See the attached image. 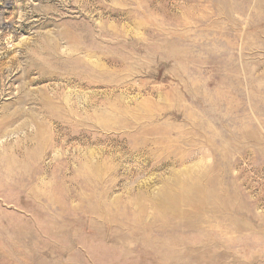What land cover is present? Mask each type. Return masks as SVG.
<instances>
[{"label": "rangeland", "instance_id": "1", "mask_svg": "<svg viewBox=\"0 0 264 264\" xmlns=\"http://www.w3.org/2000/svg\"><path fill=\"white\" fill-rule=\"evenodd\" d=\"M0 264H264V0H0Z\"/></svg>", "mask_w": 264, "mask_h": 264}, {"label": "bare ground", "instance_id": "2", "mask_svg": "<svg viewBox=\"0 0 264 264\" xmlns=\"http://www.w3.org/2000/svg\"><path fill=\"white\" fill-rule=\"evenodd\" d=\"M41 81V80H40ZM36 82V81H35ZM41 83V82H40Z\"/></svg>", "mask_w": 264, "mask_h": 264}]
</instances>
